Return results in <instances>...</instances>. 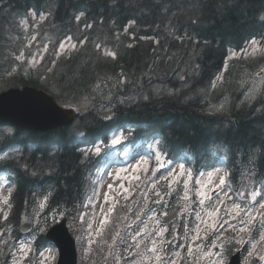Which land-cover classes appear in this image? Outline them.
I'll list each match as a JSON object with an SVG mask.
<instances>
[{
  "label": "trees",
  "instance_id": "1",
  "mask_svg": "<svg viewBox=\"0 0 264 264\" xmlns=\"http://www.w3.org/2000/svg\"><path fill=\"white\" fill-rule=\"evenodd\" d=\"M5 1L12 8L6 9ZM31 1L35 0H0L1 44L10 22L28 13ZM46 1L54 5V37L72 35L82 44L72 55L55 61L52 71L45 74L44 83L19 75L13 77L10 85L44 88L60 103L77 107L80 115L75 122L49 130L13 126L11 132H6L0 128V149L20 150L18 155L0 161V171L7 172L15 184L7 219L0 212V264H6L10 255L5 246L16 245L21 238L32 237L36 251L50 245L44 232L63 218L60 213H69L71 231L77 239L83 236V213L93 178L108 147H112L111 133L120 128L125 134L119 144L156 134L162 141L160 149L169 159L187 152L195 159L196 171L226 159L235 185L241 176L255 183L264 181V100L257 113L234 109L239 93H232L230 109L221 112L229 110L228 114L212 115L200 109V101L222 69L229 48L242 49L253 37H264V0ZM36 3L34 9L39 10ZM80 13L84 15L77 20ZM129 23V33H122ZM97 41L103 42L101 47L104 41L113 44L109 51L116 53L115 58L103 56L95 47ZM88 47L92 49L84 51ZM160 55L183 57L177 69L162 59L150 78L153 83L163 79L166 90L156 97L150 94L147 99L140 95L127 104L118 100L108 107L100 102L97 87L101 81L119 76L125 78L126 87L140 88L147 83L146 70L159 63ZM184 61L190 64L185 70L181 67ZM236 62L250 64L240 66L241 71L256 65L244 59L233 63ZM228 77L229 74L227 81ZM187 95L191 97H183ZM263 98L264 87L252 105ZM98 140H103L101 152H92L85 158L82 151L94 148ZM41 204L45 206L43 210ZM26 219H37V225L45 230L41 232L36 226L34 237L22 235L18 225ZM10 224L13 234L5 239ZM80 248L84 250L85 244ZM108 248L101 247L106 256ZM110 256L103 260L104 264H112Z\"/></svg>",
  "mask_w": 264,
  "mask_h": 264
},
{
  "label": "rangeland",
  "instance_id": "2",
  "mask_svg": "<svg viewBox=\"0 0 264 264\" xmlns=\"http://www.w3.org/2000/svg\"><path fill=\"white\" fill-rule=\"evenodd\" d=\"M9 8L11 7H7L6 9ZM49 8L52 12L48 9L43 11L34 9L35 15L32 14L33 10H30L25 17L12 20L8 25L5 30V36H3V45L0 42V47H2V51H0V89L11 83L13 77L16 75H23L27 78L40 77L41 80H46L45 74L49 72L48 69H52L54 66L51 62L52 60L57 61L60 56L72 55L73 51L80 48L82 43L76 41L72 35H69L63 41H59L51 35V25H56V23L52 20L54 6L52 5ZM131 26V23L125 26L122 29V33H129ZM125 28L128 29L127 32L124 31ZM104 42L105 45L101 47L103 42L97 41L95 47L99 48L98 51L103 56H106L105 52H108L113 47V44L108 43V41ZM155 43L157 44V42ZM61 44H64L65 47L61 48ZM73 44L76 45L75 49L71 48ZM97 45L101 48L97 47ZM116 48L118 49L117 46ZM88 49H92V47H88L84 51ZM21 53H23L22 56ZM57 53H60V55L57 56ZM182 58L181 56L160 55L158 57L159 63H154L152 66V72L155 73L159 68L162 59L165 62H171L175 66V69H177L176 65L181 62ZM237 59L250 60L255 62L256 65L254 69L241 71L240 66L245 65L248 67L250 64L233 63ZM188 63V61H184L181 67H187ZM232 63L233 66L230 67ZM182 69L180 70L182 71ZM145 79L147 83L140 88L126 87L125 79L119 76H114V79L103 80L97 87L100 101L104 104L106 103L108 106L118 100L126 104L133 102L140 95H144L143 98H149L150 94L156 97L167 89L163 79L153 83L150 80L149 71ZM213 84H215V87H213ZM263 84L264 38H253L243 50L229 49L224 69L210 84L206 97L200 101V109L212 115L228 114L229 110L225 113L221 112L226 111L228 108L230 109V94L233 92H239L238 103L234 109H252L255 103L253 105H246V102L256 101ZM144 89L145 92H142ZM253 95L254 98L249 99ZM183 97H191V95ZM111 98L113 99L111 100ZM0 128H4L6 132L12 131V127L9 125L3 124L0 125ZM121 134L123 132L120 129L111 134L110 145L112 148L106 152L105 162L100 164L101 167L97 169L96 176L93 178L94 185L86 204L85 218L82 221L86 222L85 229L88 231L86 233L85 244V246L88 244V251L91 250V246L101 236L102 232L114 223V220L118 222L122 218V213L127 209L129 210L131 206L133 207L132 204L133 202L135 203V199L140 204L133 208L135 216L141 212L142 207L154 202L153 198L158 203L157 200L161 202V199H167L170 196L176 201L183 199L181 203L187 204L189 198L194 193L199 200L208 202V204L212 205V208L206 209L205 207L206 210L202 211L199 215L196 227L192 233V238L195 241L201 238L205 241L211 233L215 232L217 237L214 241L220 243L223 228L225 230L230 229L229 224L234 225V227L236 226V218L232 219V217H235L234 212L237 211L234 208V204L227 210L225 216H220L222 206L219 201H224L227 191L218 196L216 195V197L211 195L213 190L222 187L220 185V178L224 177L225 179L227 177V172L223 166L194 177L184 160H175L173 162L167 160L166 156L158 148L157 137L142 138L136 143L124 147H113L116 144L118 146L120 141L112 144V139ZM102 142L103 140H98L95 147H102ZM94 148H91L93 152ZM7 152L8 157H10L17 153V149H10ZM119 153L123 156L117 155ZM157 155H159V160H157ZM114 161L117 163H114ZM182 163L185 164L183 169L180 168ZM164 167L165 169L160 170ZM0 185H2L0 187V212L8 213L10 207L4 203V198L7 197L9 201L15 186L6 174L0 176ZM109 185H112V187L109 188ZM218 185L219 187H217ZM9 189H11V193H9ZM207 197H211V199L209 200ZM256 200L258 203L255 205V209L259 212L263 211L264 209H260L259 205L260 203H264V190L261 192L260 197L257 196ZM217 207L220 208L219 213L215 216H209L208 214L215 212ZM110 208L112 211L109 212ZM116 208H118L119 213L115 212ZM40 209L42 208L40 207ZM112 214H114L113 218L111 217ZM253 215H257L255 211ZM37 221L36 219V223ZM102 221L103 224L101 223ZM204 221H207V223ZM214 222L217 224L215 229L211 227V224ZM88 224L92 225L90 229L88 228ZM13 229V224H10L7 234H5V239L12 237ZM0 230H2L1 224ZM197 233L199 234V239L195 238ZM23 244H27L28 247L23 250H21L20 246L18 250L14 249L11 252L14 254V259L10 264H56L58 251L55 247L46 248L42 252L43 255L40 254L38 257L35 253L31 255V245L29 242H24ZM253 244L256 245V249L262 247L264 250V243L262 244L261 241ZM207 252H210V250ZM212 254L217 258L214 251H212Z\"/></svg>",
  "mask_w": 264,
  "mask_h": 264
},
{
  "label": "water",
  "instance_id": "3",
  "mask_svg": "<svg viewBox=\"0 0 264 264\" xmlns=\"http://www.w3.org/2000/svg\"><path fill=\"white\" fill-rule=\"evenodd\" d=\"M78 116L75 108L60 106L51 94L36 87L26 85L0 92L1 122L31 130H49L68 125ZM56 224L62 226L53 231ZM32 227L33 223L26 222L21 230L28 232ZM47 237L59 247L58 264H77L75 239L67 226V219L52 225Z\"/></svg>",
  "mask_w": 264,
  "mask_h": 264
},
{
  "label": "snow or ice",
  "instance_id": "4",
  "mask_svg": "<svg viewBox=\"0 0 264 264\" xmlns=\"http://www.w3.org/2000/svg\"><path fill=\"white\" fill-rule=\"evenodd\" d=\"M32 14H33V15L36 14L35 10H33ZM83 15H84V13H80V14H78L75 18H76L77 20H80L81 17H82ZM88 27H91V25H88ZM124 31L127 32L128 29L125 28ZM69 39H71V37H69ZM253 43H255V42H253ZM60 47H61V48H64L65 45H64V44H61ZM97 47H100V46L97 45ZM71 48H72V49H75V48H76V45H75V44L71 45ZM254 51H255V49H254ZM22 55H23V53H21V56H22ZM59 55H60V53H57V56H59ZM106 55L115 58L116 53H115V52H111V51H109V52H106ZM233 55H235V53H233ZM17 59H19V57H17ZM30 63H31V62H30ZM52 63L55 64V61H53ZM48 71L51 72L52 69H48ZM180 78L183 79L182 76H181ZM213 87H215V84H213ZM252 98H254V95L251 96V97H249V99H252ZM145 99H147V97H145ZM221 107H223V106H221ZM106 118H111V117H106ZM9 131H11V130H9ZM122 136H123V134L118 135V136H115V138L112 139L111 143H112V144H116V143H118V142L120 141V139H122ZM92 152H93V149L89 148V149H87V150H85V151H82V155H83L85 158H88V157L92 154ZM94 152H95V153H100V152H101V148H100L99 146H96V147L94 148ZM7 158H8V152L5 151V150L0 149V161L5 160V159H7ZM157 160H159V155H157ZM184 167H185V164L182 163V164L180 165V168L183 169ZM217 171H219V169H217ZM33 175H35V173H33ZM220 185H225V179H224V177H221V178H220ZM0 187H2V185H0ZM111 187H112V185H109V188H111ZM217 187H219V185H218ZM9 193H11V189H9ZM202 195H203V194H202ZM238 195L243 199V197H244V193H243V192L238 193ZM257 195H258L257 192H255V191L252 192V193H251V200H252V201H256V199H257ZM45 199H47V197H45ZM207 199L210 200L211 197H207ZM204 202H205L204 200H200V204H204ZM4 203H5V204H8V198H7V197L4 198ZM219 203H220V204H223L224 201H223V200H220ZM40 207L43 208V204H41ZM259 207H260V209H264V203H260ZM234 208L237 210V211H236V217L240 216V214H241L242 212H245V209H244L243 207H241V205H240L239 203H235V204H234ZM110 211H112L111 208L109 209V212H110ZM141 211H142V210H141ZM219 211H220V208L217 207L216 210H215V212H210L208 215H209V216H215L216 214L219 213ZM254 211L256 212L257 215H264V213H261V212L257 211V210L255 209V206L249 207L248 210H247V212H246L245 214H246L247 216H249L250 218L247 220V222H245L244 220H241V223L244 225V227H242V228L240 229L241 232H244V231L248 230V225H250V224L253 222V220L255 219V216L253 215V212H254ZM60 215L63 217V219L66 220L67 217H68V215H69V213H60ZM165 215H167V213H165ZM7 217H8V213L5 212V213L3 214V218H4V219H7ZM236 217H232V219H235ZM80 218H81V220H83V216H81ZM136 218L139 219V215H137ZM204 222L207 223V221H204ZM44 223L47 225V223H48L47 219L44 220ZM101 223L103 224V221H102ZM155 223H156L157 225H159V224H160L159 219H156V220H155ZM226 223H227V221H226ZM61 226H62L61 224H56V226H55L52 230H53V231H56V229L59 228V227H61ZM216 226H217V224H216L215 222L211 224V227H212L213 229H215ZM228 226H229L230 228H234V225H232V224H229ZM91 227H92V225H91V224H88V228L90 229ZM221 227H223V225H221ZM37 229H38L39 231H41V232H43V231L45 230V229H43V228H40L39 225H37ZM141 231H143V230H141ZM167 231H168L167 228H165V227H160L159 230L156 231L155 235H156V237H163L164 233L167 232ZM0 232H2V230H0ZM117 235H119V233H117ZM140 235H141V232L138 231V232H136V234L132 237V239L135 240L136 237H137V236H140ZM195 238H196V239H199V238H200L198 233H197V236H196ZM260 240L264 241V235H261V236H260ZM241 242H242V241H241ZM164 243H165V241L162 240V239L159 240V241L156 240V239H153V241H152L153 247L150 249V251H151L152 253L155 254V261L157 262V264H176V259H175V257H179V256H180V252H179V251H176L174 254H172V255H173V258L169 259V258H168V251H167V249L164 248ZM168 243H171V242H168ZM27 247H28L27 244H23V243H22V244L20 245L21 250H23V249H25V248H27ZM139 247H140V245H139V243H137V244H136V248H139ZM179 247H183V246L180 245ZM212 247L215 248L216 245H215V244H212ZM222 247H223V245H221V248H222ZM158 248H159V251H158ZM188 251H189V253H190V252H191V248H189ZM161 252L164 253V256H163V257H162L161 254H160ZM41 255H43V253H41ZM204 255H206V256H210V255H212V253H210V252H205ZM215 255H216V257H217V260L214 261V264H225V260H224V256H223V253H222V252L217 251V252L215 253ZM248 255H249V258H251V257H253V256L255 255V256H257V257L259 258L260 261H264V253H262V252H257V251H256V245H255V244L252 245V250L249 251Z\"/></svg>",
  "mask_w": 264,
  "mask_h": 264
},
{
  "label": "flooded vegetation",
  "instance_id": "5",
  "mask_svg": "<svg viewBox=\"0 0 264 264\" xmlns=\"http://www.w3.org/2000/svg\"><path fill=\"white\" fill-rule=\"evenodd\" d=\"M133 227L135 226H131V228ZM159 228H160L159 225H154V224L144 225L141 227L140 230H138L141 232V235L137 236L135 240H133L132 237L138 231L133 230L128 234H120L119 238L122 239L125 244L123 245L122 249L121 248L117 249L115 256H114L115 262L117 264H125L127 261H128V264H157V262L155 261V255L154 256L153 254L149 255V252L145 251L144 249L137 251L136 244L139 243L140 245L143 243V240L149 239L150 244L153 246L152 244L153 239L159 238V237H156L155 235L156 231H158ZM175 237H177V235H175ZM126 239H129L130 241L127 242ZM170 247H171V244L169 246L168 244L166 245L164 243V248L167 249L168 252H169ZM186 259L188 261L191 260L190 257H187Z\"/></svg>",
  "mask_w": 264,
  "mask_h": 264
},
{
  "label": "bare ground",
  "instance_id": "6",
  "mask_svg": "<svg viewBox=\"0 0 264 264\" xmlns=\"http://www.w3.org/2000/svg\"><path fill=\"white\" fill-rule=\"evenodd\" d=\"M35 1H37V2H40V4L39 3H36ZM35 1H31V2H29V9H28V12L30 11V10H34V4L33 3H36L37 5H39V11H43V10H46V9H48V10H50L51 12H52V10L49 8L50 6H52L53 4L52 3H50V2H47L46 0H35ZM4 3H6V5L8 4V1H5ZM1 4V3H0ZM54 6V5H53ZM7 7H11L12 8V6L11 5H7L6 6V8ZM151 7V6H150ZM154 8V7H153ZM54 9V8H53ZM150 10V9H149ZM110 11V10H109ZM210 11V10H209ZM153 12H155V10L153 11ZM108 13V12H107ZM110 14V13H109ZM263 17H264V14H263ZM52 20H53V14H52ZM187 23V22H186ZM185 24V23H184ZM186 28H188V26L186 27ZM192 28V27H191ZM179 30H182V28H180ZM184 32V31H183ZM187 32V31H186ZM177 33H178V31H177ZM178 35V34H177ZM247 43V41L241 46V47H243V46H245V44ZM231 48V47H230ZM229 48V49H230ZM245 48V47H244ZM244 48H242V49H238L237 51H239V50H243ZM226 60H225V62H224V64H223V67H222V69H220V71H218V73L214 76V78L212 79V81H211V83L215 80V78L223 71V69H224V66H225V64H226ZM150 65V64H149ZM194 65H195V63L193 64V69H194ZM190 66V64L188 63V65H187V67H184L183 69L185 70V69H188V67ZM230 67H232V64L230 65ZM149 71V73H150V78L153 76V72H152V68L151 69H147L146 70V72H145V76H146V78H147V72ZM122 78H124V77H122ZM125 79V78H124ZM161 80V79H160ZM126 81V80H125ZM210 83V84H211ZM233 93H235V94H238L239 92H233ZM142 96H144V95H142ZM230 97H231V100H232V93L230 94ZM137 100V99H136ZM136 100H134V101H136ZM263 100H264V98L263 99H261V100H259V101H257L255 104H254V106L252 107V110L255 112V113H257V112H259L261 109H262V103H263ZM101 102V101H100ZM102 103V102H101ZM237 103H238V99H237ZM236 103V104H237ZM102 104H104V103H102ZM127 104V103H126ZM108 106V105H107ZM111 105H109L108 107H110ZM215 253H216V251H214Z\"/></svg>",
  "mask_w": 264,
  "mask_h": 264
}]
</instances>
